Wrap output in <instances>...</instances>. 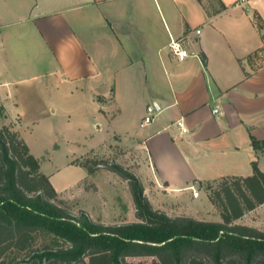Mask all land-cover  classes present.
<instances>
[{"label":"crops","instance_id":"obj_1","mask_svg":"<svg viewBox=\"0 0 264 264\" xmlns=\"http://www.w3.org/2000/svg\"><path fill=\"white\" fill-rule=\"evenodd\" d=\"M263 34L264 0H0V126L49 182L38 157L84 137L94 145L69 164L130 144L155 185L208 201L201 184L249 176L253 161L264 172L251 144L264 141ZM170 38L190 55L174 58Z\"/></svg>","mask_w":264,"mask_h":264},{"label":"trees","instance_id":"obj_2","mask_svg":"<svg viewBox=\"0 0 264 264\" xmlns=\"http://www.w3.org/2000/svg\"><path fill=\"white\" fill-rule=\"evenodd\" d=\"M218 6L225 8L220 1ZM251 144L264 151V141L251 137ZM75 162L88 174L107 169L126 181L136 221L106 224L82 209L73 214L57 204L58 194L27 144L11 126L2 125L0 264H13L4 259L9 250L26 253L15 264H132L129 259L135 258L149 259L136 264H264V231L234 223L264 203V172L255 161L251 175L213 190L210 200L220 221L170 216L154 208L138 176L119 163L92 156ZM36 232L51 234L61 244L34 248Z\"/></svg>","mask_w":264,"mask_h":264},{"label":"rangeland","instance_id":"obj_3","mask_svg":"<svg viewBox=\"0 0 264 264\" xmlns=\"http://www.w3.org/2000/svg\"><path fill=\"white\" fill-rule=\"evenodd\" d=\"M94 143L93 139L79 137L70 150L60 149L51 152L48 156L38 157L41 170L52 173L50 182L59 194L55 202L73 214H77L82 209L92 219L106 224L136 221L134 206L126 181L107 169H101L83 182L84 169L69 164L72 153H75L76 156L83 154ZM90 156L108 162H116L128 168L140 179L144 192L153 207L163 210L170 216L191 214L193 217L203 220L220 221L219 210L211 202L210 196L222 182L230 183L238 178L226 177L211 183L201 184L200 186L206 193L210 205L202 196L196 197L197 189H182L170 193L169 190L165 191L166 189L161 185H155L149 173L144 171L145 166L142 165V158L138 151L130 144L125 147L114 146L108 155ZM234 223L252 226L264 231V203L253 210L245 211ZM33 239V246L37 249L44 245L55 247L57 244H61L53 235L45 232L34 233ZM25 255V252L9 250L4 259L15 264L23 260ZM129 260L132 264H136L139 260L149 261V259L144 258Z\"/></svg>","mask_w":264,"mask_h":264},{"label":"built area","instance_id":"obj_4","mask_svg":"<svg viewBox=\"0 0 264 264\" xmlns=\"http://www.w3.org/2000/svg\"><path fill=\"white\" fill-rule=\"evenodd\" d=\"M168 49L170 54L177 60H182L190 55L189 51L183 46L181 39L170 38ZM252 56L257 63H264V45L259 50H256L252 54ZM156 107L157 105L154 103L147 106V113L140 120V127H143L152 121L154 111H156ZM173 124L176 125L183 133H186L188 131L182 119H177Z\"/></svg>","mask_w":264,"mask_h":264}]
</instances>
